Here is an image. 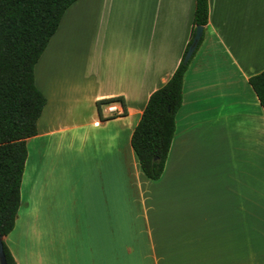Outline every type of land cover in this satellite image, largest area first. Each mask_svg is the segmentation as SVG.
I'll return each mask as SVG.
<instances>
[{
	"label": "crops",
	"instance_id": "crops-1",
	"mask_svg": "<svg viewBox=\"0 0 264 264\" xmlns=\"http://www.w3.org/2000/svg\"><path fill=\"white\" fill-rule=\"evenodd\" d=\"M81 11L78 63L70 24ZM193 13L194 0H78L65 12L34 68L46 105L26 142L36 141L34 178L25 183L27 152L3 238L16 264H264L252 220L264 214V111L248 84L264 71V0H208L157 183L130 145L181 61ZM110 99L122 116L100 106Z\"/></svg>",
	"mask_w": 264,
	"mask_h": 264
},
{
	"label": "trees",
	"instance_id": "trees-1",
	"mask_svg": "<svg viewBox=\"0 0 264 264\" xmlns=\"http://www.w3.org/2000/svg\"><path fill=\"white\" fill-rule=\"evenodd\" d=\"M78 0H0V238L6 264H16L3 242L15 228L20 187L27 160L26 142L46 105L37 89L34 68L57 32L65 12ZM208 22V0H194L190 38L168 82L147 102L130 145L143 176L157 183L163 175L175 137V116L182 106L184 58L197 27ZM248 84L264 111V71ZM120 101V99H116ZM113 99L104 103L112 102Z\"/></svg>",
	"mask_w": 264,
	"mask_h": 264
},
{
	"label": "rangeland",
	"instance_id": "rangeland-1",
	"mask_svg": "<svg viewBox=\"0 0 264 264\" xmlns=\"http://www.w3.org/2000/svg\"><path fill=\"white\" fill-rule=\"evenodd\" d=\"M87 19H89V12L87 13ZM65 21L66 22L62 26L61 33L66 34L68 32V27H69L68 24L69 23L67 21V18H65ZM70 27L72 28L73 32L78 33V37L80 38V40L78 42L79 45H77L78 51L80 53L78 63H82L81 53H83V51H84L86 38H87V35L89 32L88 26H84L83 11H81L80 17H77L72 22V25L70 24ZM58 31H60V30H58ZM38 75H39V73H38ZM241 102H243V100H241ZM248 102H249V100H248ZM245 107L244 108L246 110L253 111L252 110L253 108L251 107L250 104H246ZM27 152H28V162H27V166H26L25 183H28L29 181H31L34 178V167H35V163H36V159H37L36 141L35 140L28 144ZM262 207H264V195L262 196ZM253 209H254V207H253ZM252 220H253V226H256V229L259 230V231L253 232V234L256 237L258 235H260V231H262L264 234V214H262V216H253ZM238 264H252V263H238Z\"/></svg>",
	"mask_w": 264,
	"mask_h": 264
},
{
	"label": "water",
	"instance_id": "water-1",
	"mask_svg": "<svg viewBox=\"0 0 264 264\" xmlns=\"http://www.w3.org/2000/svg\"><path fill=\"white\" fill-rule=\"evenodd\" d=\"M203 28L202 27H197L196 28V31H195V35L193 37V40H192V43L191 45L189 46L188 48V51L185 55V58H184V64H188V62L190 61V59L192 58V56L194 55L198 45H199V42L203 36ZM0 264H6V261H5V256H4V253H3V247H2V239L0 238Z\"/></svg>",
	"mask_w": 264,
	"mask_h": 264
},
{
	"label": "built area",
	"instance_id": "built-area-1",
	"mask_svg": "<svg viewBox=\"0 0 264 264\" xmlns=\"http://www.w3.org/2000/svg\"><path fill=\"white\" fill-rule=\"evenodd\" d=\"M100 106L106 109L108 117H118L124 114L121 110L120 101L116 99H113V101L109 103H102Z\"/></svg>",
	"mask_w": 264,
	"mask_h": 264
}]
</instances>
